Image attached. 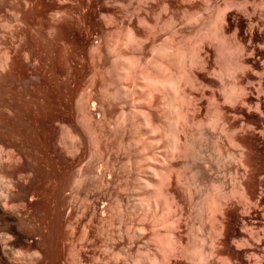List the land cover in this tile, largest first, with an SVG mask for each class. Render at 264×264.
I'll return each instance as SVG.
<instances>
[{
  "label": "bare ground",
  "instance_id": "1",
  "mask_svg": "<svg viewBox=\"0 0 264 264\" xmlns=\"http://www.w3.org/2000/svg\"><path fill=\"white\" fill-rule=\"evenodd\" d=\"M221 27L208 36L219 53L228 49ZM123 38L107 42L113 60L150 41L178 72L146 64L137 74L112 60L63 74L43 64L44 75L27 64L29 76H16L14 64H0L22 87L0 92V122L20 108L29 120L21 138L0 129V264H67L70 254L72 264H264L261 131L241 110L259 111L257 83L245 99L240 63L205 64L200 42L186 64L179 41L157 48L154 36ZM99 69L98 78L112 75L104 87Z\"/></svg>",
  "mask_w": 264,
  "mask_h": 264
},
{
  "label": "rangeland",
  "instance_id": "2",
  "mask_svg": "<svg viewBox=\"0 0 264 264\" xmlns=\"http://www.w3.org/2000/svg\"><path fill=\"white\" fill-rule=\"evenodd\" d=\"M217 16L219 18H217ZM221 16L222 19L220 18ZM213 22L216 23L215 26H213ZM223 23H225V26ZM218 26L221 27V31H223L222 28L226 31L222 32L227 40H225V44H227L226 47L228 48L226 52L222 51L219 53L217 43L213 39L210 40L208 37L210 36L209 33L213 31L211 29L215 27L219 28ZM129 32L139 35L142 39L154 36V38L157 39V48H170L179 41L186 64H188L187 59L189 58L188 51H190L195 44L197 45L198 42L205 47V50H203L204 53H207L206 55V53L203 54L202 52V59L205 64H212L214 66L215 64H227L231 67L232 64L240 63L239 65L242 68V71L239 70V75L241 74L240 76H242L240 81L243 84V88L246 90H244L245 97L247 96L245 99H251L249 101L254 100L252 97L251 81L253 80L257 83L256 100L259 104L258 114H256L257 112L253 114L251 111L247 110V107H243L241 110L243 111L242 114H244L245 119L254 116L253 118H255L257 121L256 123H258L256 125L261 131L260 135L259 133L256 134L257 140L255 139L254 141L258 152V161H260V173L258 172V174L259 178L261 177L260 183L262 184L259 187L262 190L260 191L263 193L264 0H0V64H14L15 70H19V72L13 71L14 75L17 74L16 76L19 74L29 76L28 73L31 68L28 67V65H35L37 68L40 67V69L36 70V73L44 75L45 73L41 69L43 64L55 65L56 67L51 69L56 70V68H59V70H57L60 74L63 70L68 71L69 67H71L70 69H72V71H79L80 68H82L80 71H84L88 66L90 70H93L97 67V64L98 67L101 66H99V64H112L118 52L114 54L116 50H113L112 53L109 51L107 53L106 45L110 42H123V37ZM205 36L207 39H204ZM147 42L148 41L141 43V47L139 46L140 50L137 47L134 48V46L133 49H131L132 44L125 45L123 51L120 52V54H125V56L122 55V58H119V60L115 61L113 64H133V72L137 74L142 72L141 74L144 75V71L146 70L144 65L146 64H156V66L158 64L157 67L155 66L156 69L162 71L163 66L161 68V65L168 64L170 71L176 74L178 69L176 65H173L176 63L168 61L167 57L160 58L155 52H151L152 50L150 51L151 48L149 46L151 43H149L150 41L148 42L149 44ZM131 54L132 57L137 55L138 58H129ZM133 59L136 63H134ZM146 59H149V62H146ZM112 60L113 62L111 63ZM37 64H39V67ZM93 64H96L95 67ZM159 64L161 65L159 66ZM170 64L172 66H170ZM168 65H166L167 68ZM16 66H18V68ZM35 66L32 68H36ZM147 68L148 72L153 69L152 66V69L149 67ZM165 68L166 67H164V69ZM70 69L69 71H71ZM100 70L101 69L98 70L99 74L96 75L97 78L98 75L100 77L102 73V70L101 72ZM158 70H156V72ZM252 70L254 71L253 73ZM87 71L89 72V69L85 70V72ZM162 71L161 73H163ZM25 72L28 73L26 74ZM255 72L256 74L254 76ZM4 73H2V75ZM158 73H160V71ZM107 74L108 73H106L105 77L103 76L104 74L102 75L103 77L101 78L103 81L100 80L101 78H95L96 82H103L102 85L100 82H97L100 84L99 87H104L103 84L111 79V73L110 76L108 74L110 79L106 77ZM153 74L155 73L153 72ZM204 74L205 73L201 72V76L203 75L202 77H208V75L205 76L206 74ZM2 75H0V79H4L2 83H0V88L7 87L8 90L0 89V92L6 91L4 94H1H3V97H8L11 95V92H16L14 90H17L20 86H18L19 84L17 81H6L7 78L5 79ZM196 75H200V73L197 71ZM3 76H5V74ZM45 76H47V74ZM225 80H228V77L225 78ZM3 81H6V83ZM106 83L104 85H106ZM2 84L4 87H2ZM130 84L131 81L128 80L126 85ZM20 89H22V87ZM21 91L22 90H18L17 93ZM246 92L249 95H247ZM22 109L20 108V111H18L19 113H16V115L13 114L14 118L11 117L13 120H8L10 122L7 121V124L5 121V123L0 122V126L3 125L4 127H0L1 130L3 129V132L6 131L5 129L7 128V131L12 132L13 135L18 138H21L20 135L26 133L22 131H24V127L29 120L27 121L25 119V113H22L25 109ZM9 129H11V131ZM87 146L92 147H87V149H95V147L93 148L89 143H87ZM130 150L132 151V149ZM262 195H264V193ZM262 200L264 202V196L263 199L261 196V201ZM261 208L259 209L262 211L263 209ZM261 211L258 210V216L256 215L260 223L264 221V210ZM137 219L136 217L132 219L133 221H131V224L133 225ZM137 221L140 223L139 220ZM136 225H141V223H135L134 226ZM145 226L148 229V225ZM261 232L262 231H259L258 235L263 239L262 241H264V233ZM148 233L150 234V231ZM148 233L147 236L149 235ZM68 248L65 250L67 254H63L65 259L70 253V249L68 250ZM69 256L71 257L72 254ZM69 256L67 259H70V262L67 260V264H72L73 257L70 258ZM119 259L117 263L122 261V259H120L121 261Z\"/></svg>",
  "mask_w": 264,
  "mask_h": 264
}]
</instances>
